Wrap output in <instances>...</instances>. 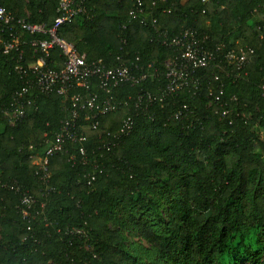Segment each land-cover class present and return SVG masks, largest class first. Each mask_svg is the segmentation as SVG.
<instances>
[{"label":"trees","instance_id":"1","mask_svg":"<svg viewBox=\"0 0 264 264\" xmlns=\"http://www.w3.org/2000/svg\"><path fill=\"white\" fill-rule=\"evenodd\" d=\"M60 1L0 0L14 17L10 25L0 21V264H264V0H167L155 7L149 21L157 18L173 35L193 29L208 36V47L255 52L245 75L203 69L198 91L167 96L146 113L134 109V99L159 97L175 48L131 19L137 0H84L85 11L62 25L59 37L89 61L151 66L161 75L111 93L94 85L89 92L100 99L129 101L100 117L96 130L81 109L89 95L81 87L65 97L30 89L21 98L25 119L10 125L5 112L26 86L16 67L36 66L44 55L32 42L46 38L17 21L51 29ZM140 1L149 9L153 0ZM15 38L19 50L4 53ZM47 64L62 68L58 48ZM183 106L187 116L174 119ZM75 108L85 141L50 159L54 190L47 192L36 175L46 136ZM128 115H135L134 129L115 138ZM24 193L39 211L27 218L19 206Z\"/></svg>","mask_w":264,"mask_h":264},{"label":"built area","instance_id":"2","mask_svg":"<svg viewBox=\"0 0 264 264\" xmlns=\"http://www.w3.org/2000/svg\"><path fill=\"white\" fill-rule=\"evenodd\" d=\"M210 0H202L207 4ZM167 0H153L149 9L144 7L143 2L137 0L136 7L131 10V19L140 22L145 26L154 28L156 36L162 39V44L175 48V55L165 63L166 84L159 97L150 93L139 94L134 99V109L139 113H146L149 108L158 102H163L167 96L176 95L184 90L198 91L201 83L196 74L209 67H217L225 74L229 73L235 79L241 74L245 75V68L249 63V57L254 54V49L249 47H240L235 50H225L224 46L218 45L213 48L208 47L209 38L206 35H200L195 30H185L179 34H171L168 30H162L158 27V19L149 16L155 7L160 4H166ZM85 11L84 0H61L57 12L55 25L51 29L45 26L30 24L25 20H18L17 24L22 30L30 34H41L46 36L43 40L32 42V47L40 51L44 56L37 60L36 66L30 69H24L17 66L16 71L21 75L25 82L23 89L14 96L9 110L5 115L10 125H15L26 117L25 104L21 98L28 93L30 89H36L42 94H56L65 97L74 87L85 88L87 98L85 103L81 104V109H88L89 115L86 120L91 121V128L96 130L99 126V118L109 113L117 111L121 106H128L129 101H116L111 99H100L97 94H90L89 90L98 86L100 90L111 93L114 89L125 85L138 86L146 82L150 77H159L161 73L158 69L149 66V69L138 67L132 69L129 65L122 64L114 68L107 67L102 61H89L86 55L79 54L75 46L58 36V29L71 23L73 18ZM171 9L162 8L163 14H170ZM0 21L5 25L14 22V17L7 13L5 8L0 6ZM126 43V42H124ZM19 40L15 38L14 42L5 45L4 53L9 54L15 49L19 50ZM58 48L63 58L61 69L49 67L47 58L50 51ZM216 81L220 80L219 76L215 77ZM74 103H82V96L76 95ZM80 107V106H79ZM189 113L188 106H183L174 114V119L179 120ZM135 126V115H128L124 118L122 127L115 138L120 139L131 133ZM85 141L80 132V109L75 108L70 111L69 117L61 121L59 130L49 138L46 136L47 148L45 150L43 163L36 172L39 179L47 185V192H52L47 183L52 178L49 170L50 159L62 152H69L72 144H82ZM80 155L84 156L83 147L79 148ZM70 160H74L71 155ZM90 181L95 179V174L88 175ZM4 187V184L1 185ZM11 189L14 187L11 186ZM19 191V189L17 190ZM36 200L33 196L24 193L20 202V212L24 218L29 216L31 211L35 210ZM40 208L44 209L45 204ZM31 229V226H28Z\"/></svg>","mask_w":264,"mask_h":264}]
</instances>
